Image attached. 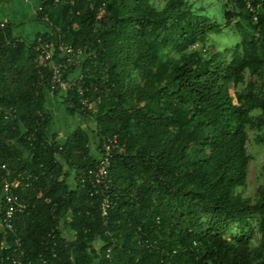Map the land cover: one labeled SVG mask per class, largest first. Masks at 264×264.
Instances as JSON below:
<instances>
[{"label": "trees", "instance_id": "obj_1", "mask_svg": "<svg viewBox=\"0 0 264 264\" xmlns=\"http://www.w3.org/2000/svg\"><path fill=\"white\" fill-rule=\"evenodd\" d=\"M37 1L33 42L0 25V186L21 176L25 205L0 264H264V183L241 191L250 132L264 144V0H220L223 21L191 0ZM40 37L81 57L73 91L51 92ZM50 94L83 121L63 140ZM114 138L104 192L90 171Z\"/></svg>", "mask_w": 264, "mask_h": 264}, {"label": "built area", "instance_id": "obj_2", "mask_svg": "<svg viewBox=\"0 0 264 264\" xmlns=\"http://www.w3.org/2000/svg\"><path fill=\"white\" fill-rule=\"evenodd\" d=\"M49 19L46 17L44 19L45 22H49ZM2 27H4V22L0 23ZM60 54L63 58L61 62H54L55 48L54 45L50 42L43 40L41 37L37 40L36 51L40 55V65L43 67L49 66L52 73L51 80V92H60L65 93L70 90L73 91L77 86L76 80L78 78L65 77L68 66L77 65L79 60L81 59L74 50L68 48L65 44H62L59 47ZM81 78V77H79ZM79 94H83V90L79 89ZM100 101L99 100H90L88 98H83L81 100L82 110H92L96 111ZM118 139L114 138V140L109 141L103 148V152H101L98 156V165L94 171H90L91 182L94 183L95 186H102L104 192L109 191L111 178L109 176V167L111 165V159L113 157L112 149L118 148ZM123 151V150H122ZM3 170H7L6 165L2 166ZM10 175V172L7 171V176ZM23 178L19 176L14 181H8L5 179L3 185L0 186V233L6 230L13 229V219L16 214L23 213L25 210V205L19 201L17 196L12 194L13 188H17L19 186H23ZM108 206V199H104V215H106V207ZM6 246L5 242L1 243V248ZM18 264H21L18 261Z\"/></svg>", "mask_w": 264, "mask_h": 264}, {"label": "rangeland", "instance_id": "obj_3", "mask_svg": "<svg viewBox=\"0 0 264 264\" xmlns=\"http://www.w3.org/2000/svg\"><path fill=\"white\" fill-rule=\"evenodd\" d=\"M164 2L165 0H156L155 4L162 6ZM191 2L196 3L197 9H209V11L212 12L214 18H216L218 14V19L220 21H223L224 14L222 11V7L218 5L220 0H191ZM41 26L42 30L44 31L46 28L43 25ZM241 37V34L237 33L234 27L227 28L223 31L222 34L212 36L211 44L214 46L215 51H223L226 48H231L237 45L240 42ZM199 47L200 46H198L197 48ZM51 108L55 117L54 130L59 131V134L63 135L62 140L69 133L68 130L71 131L76 129L83 122L78 117L70 116V118L66 120L65 118H67L68 116L66 112V106L64 105L62 106L56 102L51 105ZM61 122H63L64 124ZM69 123H71V126ZM91 126L94 127V124H92ZM87 128L91 127L88 126ZM255 137L256 133L251 131L249 153L252 155L253 160L249 167V179L247 182V186L241 189L243 196L246 198L254 197L259 184L264 183V144H259L258 142H256ZM235 229L236 227H234L232 233H235Z\"/></svg>", "mask_w": 264, "mask_h": 264}, {"label": "crops", "instance_id": "obj_4", "mask_svg": "<svg viewBox=\"0 0 264 264\" xmlns=\"http://www.w3.org/2000/svg\"><path fill=\"white\" fill-rule=\"evenodd\" d=\"M38 9L39 4L37 0H0V23H5L7 21L11 22L14 24L13 31L16 38L33 42L39 33L45 32V30H42L41 24L35 20ZM56 102L62 105L60 99L57 96L50 94L49 108L51 111V105ZM69 118L70 117L68 116L65 119L68 120ZM69 124L71 126V123ZM72 131L73 130H68L69 133ZM59 136L63 138V135L59 134Z\"/></svg>", "mask_w": 264, "mask_h": 264}]
</instances>
